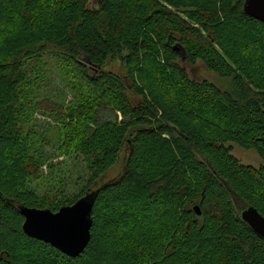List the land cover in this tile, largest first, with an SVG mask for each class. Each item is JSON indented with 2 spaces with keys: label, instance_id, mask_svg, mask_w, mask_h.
Masks as SVG:
<instances>
[{
  "label": "trees",
  "instance_id": "1",
  "mask_svg": "<svg viewBox=\"0 0 264 264\" xmlns=\"http://www.w3.org/2000/svg\"><path fill=\"white\" fill-rule=\"evenodd\" d=\"M92 1L0 0V264H264V238L236 206L264 215V24L244 12L245 0ZM48 53L77 63L84 56L99 70L87 75L99 88L87 121L85 107L70 112L92 182L130 143L123 174L99 192L91 241L78 257L29 237L18 207L57 211L92 190L57 201L25 187L39 166L15 119L16 88L25 61ZM181 59L203 62L233 88L192 79ZM112 62L122 75L106 70ZM110 105L134 120L120 127L102 119ZM49 109L64 117L59 105ZM227 143L255 149L262 163H241Z\"/></svg>",
  "mask_w": 264,
  "mask_h": 264
},
{
  "label": "rangeland",
  "instance_id": "2",
  "mask_svg": "<svg viewBox=\"0 0 264 264\" xmlns=\"http://www.w3.org/2000/svg\"><path fill=\"white\" fill-rule=\"evenodd\" d=\"M91 6L97 8L98 0H93ZM79 60L80 63H77L63 56L49 53L26 60L23 67L24 78L17 84L19 103L16 106L15 119L24 135L27 137L30 135L27 139L29 140L30 154L39 166L38 178L27 177L25 187L30 190V193H35L37 197L42 198L40 200H43L45 195L56 198L57 201L66 197L76 198L88 189L115 180L117 176L123 174L126 166L130 148L128 141L125 142L117 163L104 174V177L94 182L91 180L93 172H90L88 168L85 155L79 151V140L75 136L76 127L71 125L73 121L70 112L74 111L78 115L82 107H95L99 88L98 85L96 86L90 81L91 79L87 75L90 73L94 76L99 70H94L95 67H92L84 56L79 57ZM159 60L164 61L162 58ZM180 64L188 71L192 79L209 80L223 90L233 88L231 78L222 77L209 70L201 61L192 63L181 59ZM106 70L122 75L125 68L122 63L112 62L106 67ZM135 77L140 80V73H136ZM141 86H144L143 92L148 101H153L145 83L141 82ZM128 93L127 96L133 103H136L138 98L134 92L129 90ZM153 103L157 104L154 101ZM54 104L64 109V117L58 111L49 109ZM87 107L82 110L80 118L84 122L87 121ZM110 107L112 108L111 112L101 111L102 119L120 127L134 120L129 115H125L120 107L114 105H110ZM154 108L158 110V117L164 114L161 106L156 105ZM173 117L178 120L182 119L177 114H173ZM152 119L154 120V118ZM135 130V126L131 125L130 133L127 135H133ZM169 133L165 131L163 136L169 138ZM226 145H232L231 153L241 163L257 167L262 163L255 149H246L230 143ZM18 185L22 187L21 183ZM20 187L16 189H20Z\"/></svg>",
  "mask_w": 264,
  "mask_h": 264
},
{
  "label": "water",
  "instance_id": "3",
  "mask_svg": "<svg viewBox=\"0 0 264 264\" xmlns=\"http://www.w3.org/2000/svg\"><path fill=\"white\" fill-rule=\"evenodd\" d=\"M244 12L264 24V0H245ZM176 49H180L175 46ZM113 180L87 192L76 202L53 211L49 208H36L19 204L24 217L23 231L31 238L49 243L70 257H78L91 241L93 209L101 188ZM236 204V202H235ZM237 210L242 220L260 237L264 238V215L253 205L239 204ZM201 215L200 204L193 207ZM2 209L0 206V221Z\"/></svg>",
  "mask_w": 264,
  "mask_h": 264
}]
</instances>
